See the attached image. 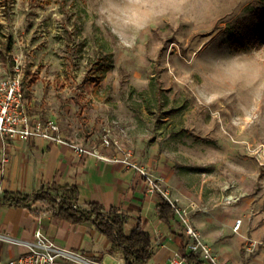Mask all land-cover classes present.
<instances>
[{
    "label": "rangeland",
    "instance_id": "obj_1",
    "mask_svg": "<svg viewBox=\"0 0 264 264\" xmlns=\"http://www.w3.org/2000/svg\"><path fill=\"white\" fill-rule=\"evenodd\" d=\"M7 2L0 81L35 78L30 114L80 145L109 135L221 263L264 264V0Z\"/></svg>",
    "mask_w": 264,
    "mask_h": 264
},
{
    "label": "crops",
    "instance_id": "obj_2",
    "mask_svg": "<svg viewBox=\"0 0 264 264\" xmlns=\"http://www.w3.org/2000/svg\"><path fill=\"white\" fill-rule=\"evenodd\" d=\"M81 146L96 148L99 155L108 158L123 157L113 155V148ZM64 186L78 188V208L89 209L96 204L104 210L115 209L127 218V234L138 226L148 231L154 254L147 264H170L174 258L182 257V245L188 243L182 225L178 219L170 226L160 220L157 204L161 197L148 191L145 179L135 169L40 138L23 141L0 137V197L6 192L32 195L42 188ZM192 223L196 227L193 218ZM37 230L89 262L125 264L121 254L109 252L108 239L92 223L58 220L39 204L0 205V264H9L26 254L29 248L22 242L33 241Z\"/></svg>",
    "mask_w": 264,
    "mask_h": 264
},
{
    "label": "built area",
    "instance_id": "obj_3",
    "mask_svg": "<svg viewBox=\"0 0 264 264\" xmlns=\"http://www.w3.org/2000/svg\"><path fill=\"white\" fill-rule=\"evenodd\" d=\"M24 74L19 67L14 73L0 81V137L5 140H23L40 138L49 143L67 145L79 154L98 155L107 161H119L128 168L135 169L146 181L148 191L151 194L159 195L168 202L175 211L176 217L182 225L184 235L188 238V250L197 255L200 264H224L212 248L204 242L200 232L192 223V212L195 208L184 207L178 200L172 197L171 191L165 186L162 179L155 177L145 166H142L132 159L130 152H126L122 158H108L99 155L96 148L81 146L76 139L65 135L60 125L51 119H43L29 113L23 87ZM117 143V142H116ZM103 146L114 147V142L109 135L104 136ZM75 207H77L75 205ZM242 221L238 220L234 229L241 227ZM29 248V251L9 262V264H65L70 261L76 264H98L89 262L80 254L58 246L53 240L41 230L34 234L31 242H22ZM183 257L174 258L170 264H186Z\"/></svg>",
    "mask_w": 264,
    "mask_h": 264
},
{
    "label": "trees",
    "instance_id": "obj_4",
    "mask_svg": "<svg viewBox=\"0 0 264 264\" xmlns=\"http://www.w3.org/2000/svg\"><path fill=\"white\" fill-rule=\"evenodd\" d=\"M7 9L10 8V0H7ZM9 42L7 50L10 51ZM35 78L25 75L23 87L26 105L30 101V88ZM30 113V107L27 106ZM79 190L75 186H64L58 188H42L32 195L6 192L0 197V205L27 206L39 204L48 208L54 218L66 220L74 224L90 222L106 237L110 243V253H119L124 258L125 264H147L154 254L152 237L148 231L141 226L133 229L129 234L125 232L127 218L117 210H104L101 206L92 204L89 209L75 207L79 200ZM160 220L171 225L175 221L176 214L170 204L160 199L157 204ZM182 257L192 264H200L197 255L188 250V243H183L181 248Z\"/></svg>",
    "mask_w": 264,
    "mask_h": 264
}]
</instances>
